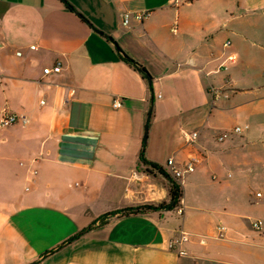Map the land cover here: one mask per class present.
Segmentation results:
<instances>
[{"label": "crops", "instance_id": "1", "mask_svg": "<svg viewBox=\"0 0 264 264\" xmlns=\"http://www.w3.org/2000/svg\"><path fill=\"white\" fill-rule=\"evenodd\" d=\"M125 11L148 16L126 26ZM3 110L29 116L0 129V176L29 202L17 212L46 202L68 215L35 263L264 264V195L253 192L264 187V0H0ZM144 142L169 175V158L178 169L197 159L181 180L183 215L178 204L100 224L169 203L167 177L140 161ZM180 230L182 254L169 247Z\"/></svg>", "mask_w": 264, "mask_h": 264}, {"label": "rangeland", "instance_id": "2", "mask_svg": "<svg viewBox=\"0 0 264 264\" xmlns=\"http://www.w3.org/2000/svg\"><path fill=\"white\" fill-rule=\"evenodd\" d=\"M256 168L258 175L264 179V170L261 167ZM257 191L264 195V187L258 185L253 192ZM25 194L22 183H15L10 174L0 176V264H29L35 261L38 254L54 242L55 236L69 226L68 223L50 225L68 215L65 211L56 215L48 214L46 202L34 203L28 211L23 209L25 216L18 213L21 205L29 204L23 199ZM59 206L60 210L64 208V205ZM74 234L68 235L66 239ZM236 259L240 260L237 255Z\"/></svg>", "mask_w": 264, "mask_h": 264}, {"label": "built area", "instance_id": "3", "mask_svg": "<svg viewBox=\"0 0 264 264\" xmlns=\"http://www.w3.org/2000/svg\"><path fill=\"white\" fill-rule=\"evenodd\" d=\"M148 16L147 11H141V12H135V13H130L129 11H125L122 14V23L123 25H129L130 21L132 18H134L137 21H142ZM229 42H226L225 45H228ZM229 60H235L236 55L235 54H230L228 56ZM61 71V63L58 61L56 62L52 67H46L44 68V74H49L51 72H60ZM211 91L216 95L218 91L215 88H211ZM41 103H44L42 100ZM113 107L118 108L122 106V102L120 100H115L112 104ZM20 121L24 124L29 122V116L26 114H17V113H12L8 112L6 110L1 111L0 113V129L6 126H10L14 124L15 122ZM241 128L240 127H235L233 129L234 132H240ZM182 135L185 137V140L188 143H193L197 140L198 138V133L197 131H190L187 129H182L181 130ZM228 136V132H224L222 135L218 136V140H223ZM39 157L35 158V160H38ZM197 162V159L195 157L190 158L185 167L183 169H178L175 167L174 159L169 158L167 161V164L170 168V176L175 179L180 185L182 183V177L185 173L192 172L195 169V163ZM33 174L36 173V170H33ZM28 189V187H26ZM259 195V194H257ZM176 211L179 215H183L184 213V206L182 205V200H180L179 205L176 208ZM252 226L256 229H260L261 227V221L260 220H253L252 221ZM218 231L220 235H222L226 231V227L223 225L218 226ZM189 240V234L183 230H180L178 235L173 237L169 241V247L170 249H174L178 254L184 253L183 245Z\"/></svg>", "mask_w": 264, "mask_h": 264}, {"label": "trees", "instance_id": "4", "mask_svg": "<svg viewBox=\"0 0 264 264\" xmlns=\"http://www.w3.org/2000/svg\"><path fill=\"white\" fill-rule=\"evenodd\" d=\"M71 7V5H69ZM82 16L81 14H79ZM122 58L127 63H130L132 65H138L134 60L129 58L127 55L122 53ZM142 69V68H141ZM143 70V69H142ZM146 74V71L143 70ZM144 148H145V142L142 146V150L140 152V161L144 164H149L153 168L161 171L169 180V187H168V195H169V203L167 202H161V203H146V204H139L135 206L125 207L120 209L119 211H112L104 214L100 219L99 223L103 224L105 223V217L108 215H114L116 213L119 214V216H129V215H138V214H145L149 212H156L165 208L173 209L175 206H177L182 198V185H180L175 179H173L168 173L164 171L162 167L157 165L156 163H153L152 161L148 160L144 155ZM172 202V204H170ZM66 242H63V245ZM31 264V263H29Z\"/></svg>", "mask_w": 264, "mask_h": 264}, {"label": "water", "instance_id": "5", "mask_svg": "<svg viewBox=\"0 0 264 264\" xmlns=\"http://www.w3.org/2000/svg\"><path fill=\"white\" fill-rule=\"evenodd\" d=\"M148 81H149V83H150V79H149ZM151 111H152V109L150 108V109H149L148 119H149V117H150ZM146 138H147V131H145V134H144V141L146 140ZM170 204H172V202H171ZM90 228H91V227L89 226L88 229H90ZM86 231H87V229H83V230L79 231L78 233H76V234L72 235L71 237H69V238L66 240V242L73 240V239L76 238L77 236H79V235L85 233ZM62 244H63V243H62ZM62 244H60L57 248H59ZM50 252H51V251H50ZM46 254H47V253L43 254L42 257H44ZM34 263H35L34 261L31 262V264H34Z\"/></svg>", "mask_w": 264, "mask_h": 264}]
</instances>
